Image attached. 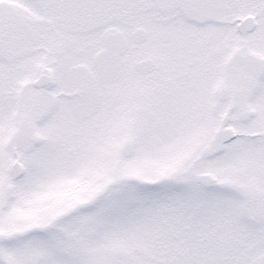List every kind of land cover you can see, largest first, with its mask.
I'll return each mask as SVG.
<instances>
[{"label": "snow or ice", "instance_id": "1", "mask_svg": "<svg viewBox=\"0 0 264 264\" xmlns=\"http://www.w3.org/2000/svg\"><path fill=\"white\" fill-rule=\"evenodd\" d=\"M0 264H264V0H0Z\"/></svg>", "mask_w": 264, "mask_h": 264}]
</instances>
